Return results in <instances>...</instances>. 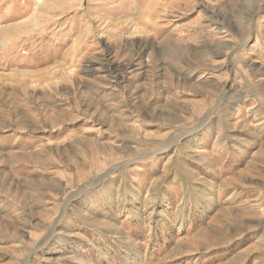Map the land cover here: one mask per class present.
<instances>
[{
	"label": "rangeland",
	"instance_id": "rangeland-1",
	"mask_svg": "<svg viewBox=\"0 0 264 264\" xmlns=\"http://www.w3.org/2000/svg\"><path fill=\"white\" fill-rule=\"evenodd\" d=\"M0 264H264V0H0Z\"/></svg>",
	"mask_w": 264,
	"mask_h": 264
},
{
	"label": "crops",
	"instance_id": "crops-1",
	"mask_svg": "<svg viewBox=\"0 0 264 264\" xmlns=\"http://www.w3.org/2000/svg\"><path fill=\"white\" fill-rule=\"evenodd\" d=\"M25 158V157H24Z\"/></svg>",
	"mask_w": 264,
	"mask_h": 264
}]
</instances>
